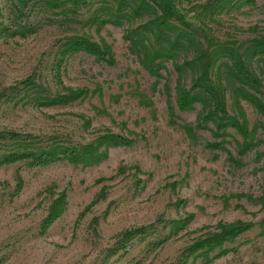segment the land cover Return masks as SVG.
Returning <instances> with one entry per match:
<instances>
[{
  "label": "rangeland",
  "instance_id": "rangeland-1",
  "mask_svg": "<svg viewBox=\"0 0 264 264\" xmlns=\"http://www.w3.org/2000/svg\"><path fill=\"white\" fill-rule=\"evenodd\" d=\"M140 1L143 8L135 14L133 4ZM173 1L195 27L225 42L213 50L218 58L213 80L226 92L231 117L243 109L258 146L240 155V134L229 128L216 138L211 123L210 129H196V138L187 135L185 127H196L208 104L181 112L174 86L178 77L186 87L198 77L194 56L206 41L196 37L171 52L166 40L141 29L160 13L150 1L88 0L77 13L66 14L20 11L12 0H0V23H15L25 32L0 38V131L33 136L36 146L75 150L101 144L107 131L134 140L111 148L97 165L61 159L48 166L28 160L1 164L18 147L0 141V264H264L259 226L264 208L247 197L264 199V118L244 98L253 91L238 81L225 56L229 50L243 54L263 81L257 95L264 100V56H253L255 40L264 39V0H238L224 9L216 7L220 0ZM171 25L179 34L189 30L176 20ZM83 34L109 44L116 63L85 53L69 56L61 69L64 85L88 89L89 95L64 106L47 105L46 98L61 91L55 77L61 46ZM140 44L166 56L158 61V77L143 66ZM31 76L43 87L20 103L8 101L14 88L28 92L18 83ZM214 142H224L227 151L210 149ZM62 192L66 210L44 231L43 221ZM189 214L194 219L180 229ZM236 220L254 226L224 246L235 251L209 262L188 256L197 238L219 222ZM139 227H146V234L123 249L122 233Z\"/></svg>",
  "mask_w": 264,
  "mask_h": 264
},
{
  "label": "trees",
  "instance_id": "trees-1",
  "mask_svg": "<svg viewBox=\"0 0 264 264\" xmlns=\"http://www.w3.org/2000/svg\"><path fill=\"white\" fill-rule=\"evenodd\" d=\"M127 2L136 3V0H124ZM158 10L159 14L149 20L141 29L145 32H151L157 39L166 40L170 51L178 50L184 44L191 43L196 37H201L206 41V47L198 50L194 56V62L199 67L200 73L196 79L193 80L190 87H186L180 77L177 78L174 91H175V105L181 112L191 111L194 105L198 102L208 104L206 113L198 116L196 127L186 126L185 131L191 138H196L195 130L210 129L207 124H213V129H210L212 135L216 138L226 136L225 131L229 128L235 129L243 139V143L239 145V154L246 155L258 146L256 141V131L250 130L247 116L242 108H239V117H231L228 111L226 92L222 84H217L213 80V72L218 62L217 56L213 53L216 47L225 45V42L209 36L207 31L201 27H195L194 24L189 22L185 15L178 9L173 0H148ZM238 0H220L217 4L218 9H224L225 5H232ZM15 6L20 10L31 9V11H59L58 13L65 12L66 14L77 13L81 7L88 5V0H12ZM122 4V3H121ZM143 2L133 4L132 11L138 14L143 8ZM16 8V9H17ZM20 10V11H21ZM18 12V11H17ZM176 20L183 27L189 29L185 34L173 32L172 21ZM99 21V20H98ZM97 21V22H98ZM99 23V22H98ZM103 25V23H100ZM101 25V27H102ZM25 32L21 30L15 23L11 25H4L0 23V38H15L17 36H24ZM173 35V37H171ZM172 38V40H170ZM255 48L253 56H264V39L255 40ZM193 46V45H191ZM139 47L140 60L145 69L158 77L160 71L159 59L166 57L160 54L157 50H149L142 44ZM60 61L57 65L56 79L57 84L61 87V91L54 97L46 98L47 105L50 106H64L74 103L89 95V90L85 88L73 89L64 85L62 81L61 69L66 58L73 54L85 53L96 57L97 59L106 62L109 65H114L115 58L112 48L106 42L101 44L94 41L87 35H74L67 38L66 42L60 48ZM225 56L229 57L231 63L236 70V77L239 82L247 86L253 94H246L244 98L252 104V106L264 118V100L258 97L257 94H262L261 87L263 81L257 73L251 69L244 59L243 54L238 50L233 52L227 51ZM170 57V56H167ZM175 70L180 73L181 66L174 63ZM40 78L34 76L28 77L26 80L19 82L23 85L24 90L28 91L22 95V92L15 93L17 88L12 89L13 94L9 96L8 101H16L20 103L24 99L31 96V93L38 91L43 87L41 83H37ZM39 93V92H38ZM3 94L2 96H4ZM33 136H28L14 130L0 131V141L10 143H17L18 149L10 151L5 160L1 164H10L18 161L28 160L33 166H48L58 160L65 159L74 164L97 165L104 162L109 157V150L113 147L129 146L134 140L128 139L109 131L101 136L103 142L99 145L88 143L81 150L71 148H60L56 144H48L47 146H36L32 139ZM208 147L215 150H225L224 142L209 143ZM264 156V154H263ZM231 159V157H230ZM235 164L238 161L233 159ZM104 196L94 200L91 205L99 202ZM252 201L261 203L264 208V199L253 200L252 196H247ZM67 196L62 192L51 204L48 214L43 221V230L46 231L57 219H59L67 206ZM194 219L193 214H189L184 220L182 228H186ZM254 226L251 222L236 220L233 222H219L214 230L207 232L204 236L197 238L189 246L188 256L195 258L201 257L204 261L209 262L214 258H219L229 254L232 251L224 246L227 243H232L241 234L249 231ZM261 235L264 233V219L259 223ZM147 232L146 227H139L131 229L122 233V248L125 249L127 244L130 243L137 236H144Z\"/></svg>",
  "mask_w": 264,
  "mask_h": 264
}]
</instances>
